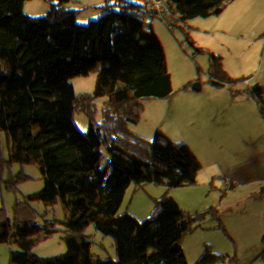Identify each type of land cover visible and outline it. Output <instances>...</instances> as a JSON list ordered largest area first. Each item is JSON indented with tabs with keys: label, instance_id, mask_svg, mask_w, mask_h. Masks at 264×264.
Instances as JSON below:
<instances>
[{
	"label": "water",
	"instance_id": "1",
	"mask_svg": "<svg viewBox=\"0 0 264 264\" xmlns=\"http://www.w3.org/2000/svg\"><path fill=\"white\" fill-rule=\"evenodd\" d=\"M0 264H264V0H0Z\"/></svg>",
	"mask_w": 264,
	"mask_h": 264
}]
</instances>
